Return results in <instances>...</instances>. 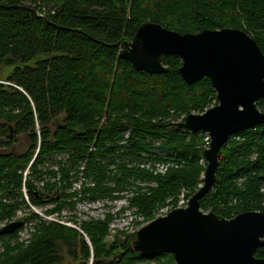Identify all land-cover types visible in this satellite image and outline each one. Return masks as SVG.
<instances>
[{
    "label": "trees",
    "instance_id": "trees-1",
    "mask_svg": "<svg viewBox=\"0 0 264 264\" xmlns=\"http://www.w3.org/2000/svg\"><path fill=\"white\" fill-rule=\"evenodd\" d=\"M147 22L179 34L242 30L264 56V0H0V69L23 64L0 80V222L26 207L23 187L32 206L55 205L47 214L117 196L147 222L182 190L188 198L198 190L207 134L175 124L216 105V93L207 78L186 84L176 56H161L160 74L119 57ZM256 105L264 113V99ZM19 136L22 153L13 149ZM56 155V170L46 167ZM217 179L202 212L264 213V125L227 139ZM110 219L83 222L81 232L39 222L17 246L19 228L0 235V264H64L62 250L75 264H175L169 254L132 252L136 234L106 244ZM255 258L264 264V238Z\"/></svg>",
    "mask_w": 264,
    "mask_h": 264
},
{
    "label": "water",
    "instance_id": "water-1",
    "mask_svg": "<svg viewBox=\"0 0 264 264\" xmlns=\"http://www.w3.org/2000/svg\"><path fill=\"white\" fill-rule=\"evenodd\" d=\"M169 55L180 59L178 73L186 84L207 78L216 93V105L175 124L193 134H207L209 145L202 153L206 166L202 184L187 207L140 228L130 249L145 258L169 254L175 264H259L255 252L264 238V213L219 218L203 213L199 201L218 182L219 152L227 139L264 125V113L256 105L264 99V56L242 30L179 34L147 22L124 42L119 57L137 71L160 74L166 71L160 58ZM22 225V221L10 223L0 229V235L11 234Z\"/></svg>",
    "mask_w": 264,
    "mask_h": 264
},
{
    "label": "rangeland",
    "instance_id": "rangeland-1",
    "mask_svg": "<svg viewBox=\"0 0 264 264\" xmlns=\"http://www.w3.org/2000/svg\"><path fill=\"white\" fill-rule=\"evenodd\" d=\"M43 57V56H41ZM35 59L28 63V65H33ZM23 64H15L11 66L10 68H1L0 69V80H5L7 75L11 72L12 69L15 67H22ZM213 106H210V108ZM209 109V108H208ZM195 114V113H193ZM183 118V117H182ZM182 118L179 119L176 123L181 122ZM60 122V121H59ZM55 125L53 126L54 129ZM206 140L207 135L203 138V143L205 144L204 148L207 149L206 146ZM28 146L27 138L24 136H19L18 140L14 143L13 149L17 153H22L26 150ZM62 158L61 155H56L48 163H46V167H49L50 169L56 170V160H59ZM202 162L205 161L202 160ZM206 165V164H205ZM159 169H162V167H159ZM44 180H49L52 182L54 178H51L49 176H45ZM202 178V175H201ZM57 179V178H55ZM41 183H37V186H41ZM79 183L74 185L75 189H78ZM25 188H22L23 196H25L26 191ZM26 201V207H22L21 209H17L14 212V217H23V219L28 218L25 221V224L17 233V237L11 241V246H17L22 245L26 243L34 234L36 225H39V222H45V223H56L59 225H64L70 228H74L80 231L79 224L83 222H99L104 221L108 216L111 217L110 221L107 223V235L104 239V242L106 244H113L114 240L118 237L119 240H125L126 236L136 234V232L145 226L150 221H145L143 217L132 215V211L126 209L127 208V202L124 198H117V196H114L113 198H103L99 200H83L80 202H77L74 205V208L71 209L67 206L63 207L59 212H54L51 214H47L46 212L50 209H52L55 205L47 203L44 206L41 207H35L32 206L30 201ZM170 202V201H169ZM170 204H173L172 202ZM165 205L163 208L159 209L155 213V218L164 216L169 211V205ZM204 213V212H203ZM35 216V217H34ZM152 221V220H151ZM0 222V224H2ZM81 232V231H80ZM85 240L87 244L90 246L89 239L84 235ZM1 249V245H0ZM119 252V249L115 250V253L117 254ZM63 258L64 264H75L73 261L67 256V254L64 252V250L61 251L60 254ZM92 258L89 260L87 264H91ZM136 264H164L163 260L157 262L154 261H145V262H139Z\"/></svg>",
    "mask_w": 264,
    "mask_h": 264
},
{
    "label": "built area",
    "instance_id": "built-area-1",
    "mask_svg": "<svg viewBox=\"0 0 264 264\" xmlns=\"http://www.w3.org/2000/svg\"><path fill=\"white\" fill-rule=\"evenodd\" d=\"M206 144H207V147H208V145H209V139H208V136H207V140H206ZM201 186V185H200ZM199 186V187H200ZM24 193H25V191H24ZM24 198H25V200H27V196H26V194H25V196H24ZM188 201H189V198H188V192H186L185 190H182L179 194H178V196L175 198V201H174V203L173 204H170L171 202H169L168 204H170L169 205V211L168 212H170V211H172V210H174V209H181V208H186L187 207V205H188ZM167 212V213H168ZM166 213V214H167ZM165 214V215H166ZM23 217L24 216H22V217H11L10 219H6V220H3V223L2 224H0V229H2V228H4L5 226H7L8 224H10V223H13V222H17V221H22L23 220ZM2 222V221H1ZM23 222V221H22ZM24 222H23V225L20 227V228H22L23 226H24ZM20 228L18 229V230H20Z\"/></svg>",
    "mask_w": 264,
    "mask_h": 264
}]
</instances>
